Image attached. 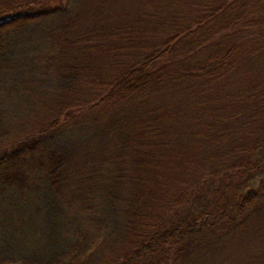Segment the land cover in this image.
Masks as SVG:
<instances>
[{
  "label": "trees",
  "instance_id": "trees-1",
  "mask_svg": "<svg viewBox=\"0 0 264 264\" xmlns=\"http://www.w3.org/2000/svg\"><path fill=\"white\" fill-rule=\"evenodd\" d=\"M0 264H264V0H0Z\"/></svg>",
  "mask_w": 264,
  "mask_h": 264
}]
</instances>
